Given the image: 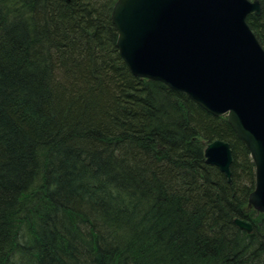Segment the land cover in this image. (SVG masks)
Masks as SVG:
<instances>
[{"label":"trees","instance_id":"16d2710c","mask_svg":"<svg viewBox=\"0 0 264 264\" xmlns=\"http://www.w3.org/2000/svg\"><path fill=\"white\" fill-rule=\"evenodd\" d=\"M114 2L0 0V264H264L248 150L226 115L131 73ZM216 139L230 181L205 162Z\"/></svg>","mask_w":264,"mask_h":264},{"label":"water","instance_id":"95a60500","mask_svg":"<svg viewBox=\"0 0 264 264\" xmlns=\"http://www.w3.org/2000/svg\"><path fill=\"white\" fill-rule=\"evenodd\" d=\"M259 14L258 0H115L111 21L134 76L161 81L208 113L226 115L254 165L248 204L264 214V49L246 21ZM204 157L230 181L227 142H207ZM233 221L252 231L250 222Z\"/></svg>","mask_w":264,"mask_h":264},{"label":"rangeland","instance_id":"374dc122","mask_svg":"<svg viewBox=\"0 0 264 264\" xmlns=\"http://www.w3.org/2000/svg\"><path fill=\"white\" fill-rule=\"evenodd\" d=\"M207 142H205V145H206ZM205 148V147H204Z\"/></svg>","mask_w":264,"mask_h":264},{"label":"bare ground","instance_id":"6f19581e","mask_svg":"<svg viewBox=\"0 0 264 264\" xmlns=\"http://www.w3.org/2000/svg\"><path fill=\"white\" fill-rule=\"evenodd\" d=\"M233 223H234V221H233Z\"/></svg>","mask_w":264,"mask_h":264}]
</instances>
